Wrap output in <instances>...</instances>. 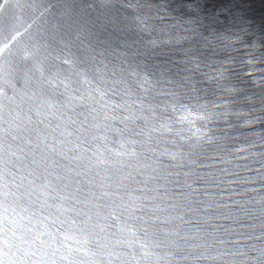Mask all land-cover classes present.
Returning a JSON list of instances; mask_svg holds the SVG:
<instances>
[{"label":"water","instance_id":"95a60500","mask_svg":"<svg viewBox=\"0 0 264 264\" xmlns=\"http://www.w3.org/2000/svg\"><path fill=\"white\" fill-rule=\"evenodd\" d=\"M0 264H264V0H0Z\"/></svg>","mask_w":264,"mask_h":264}]
</instances>
